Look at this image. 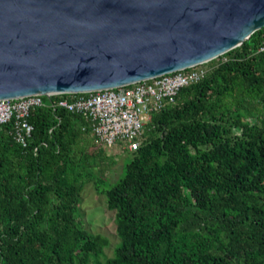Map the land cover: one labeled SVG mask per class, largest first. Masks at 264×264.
<instances>
[{
	"label": "trees",
	"instance_id": "trees-1",
	"mask_svg": "<svg viewBox=\"0 0 264 264\" xmlns=\"http://www.w3.org/2000/svg\"><path fill=\"white\" fill-rule=\"evenodd\" d=\"M264 28L151 116L103 191L120 243L75 219L84 122L43 106L26 146L0 126V264H264ZM102 151L91 155L96 157Z\"/></svg>",
	"mask_w": 264,
	"mask_h": 264
},
{
	"label": "water",
	"instance_id": "water-1",
	"mask_svg": "<svg viewBox=\"0 0 264 264\" xmlns=\"http://www.w3.org/2000/svg\"><path fill=\"white\" fill-rule=\"evenodd\" d=\"M261 28L264 0H0V100L130 85Z\"/></svg>",
	"mask_w": 264,
	"mask_h": 264
},
{
	"label": "built area",
	"instance_id": "built-area-1",
	"mask_svg": "<svg viewBox=\"0 0 264 264\" xmlns=\"http://www.w3.org/2000/svg\"><path fill=\"white\" fill-rule=\"evenodd\" d=\"M258 51L264 52V41ZM219 57L220 62L227 60L224 54ZM206 63L114 89L65 94L67 97L54 99L51 106L79 115L84 122L82 130H88L102 149L131 153L143 140L151 116L175 104L180 89L200 82L217 66L209 68ZM42 97L0 100V126L10 124V135L21 147L26 146L32 132L29 116L44 105Z\"/></svg>",
	"mask_w": 264,
	"mask_h": 264
},
{
	"label": "rangeland",
	"instance_id": "rangeland-1",
	"mask_svg": "<svg viewBox=\"0 0 264 264\" xmlns=\"http://www.w3.org/2000/svg\"><path fill=\"white\" fill-rule=\"evenodd\" d=\"M220 60V57L215 58L207 62L206 66L210 68L217 65ZM80 146L82 152L89 158L78 170L82 188L79 192L75 219L79 227L87 233L98 234L108 240V245L97 258L99 263H103L105 259L113 256L115 248L120 243L115 230V212L106 207L103 191L122 177L124 164L129 161L130 155L126 150L119 148L102 149L89 133L80 137ZM98 149L102 153L92 158L91 155L98 152ZM88 264L95 263L89 260Z\"/></svg>",
	"mask_w": 264,
	"mask_h": 264
}]
</instances>
